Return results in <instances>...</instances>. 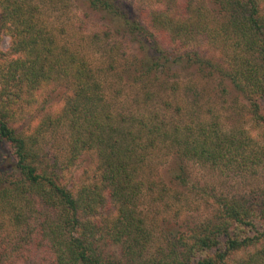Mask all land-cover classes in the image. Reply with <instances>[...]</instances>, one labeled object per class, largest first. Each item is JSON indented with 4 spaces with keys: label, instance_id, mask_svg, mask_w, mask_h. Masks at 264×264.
<instances>
[{
    "label": "trees",
    "instance_id": "obj_1",
    "mask_svg": "<svg viewBox=\"0 0 264 264\" xmlns=\"http://www.w3.org/2000/svg\"><path fill=\"white\" fill-rule=\"evenodd\" d=\"M84 1L110 16L106 37L131 39L150 51L152 56L131 61L136 80L158 82L170 72L171 47L178 40L185 47L198 41L202 45L187 52L188 62L201 75L232 84L249 100L253 120L264 126V0L183 5L156 0L163 7L141 18L118 0ZM38 10L30 0H0V44L3 34L11 38L9 51H0V142L10 149L12 167L0 171V246L13 236L20 254L22 247L30 252L45 247L49 264H264V195L257 194L223 199L213 219L174 235L166 248L141 260L152 235L137 214L143 185L137 176L154 149L178 155L172 181H183L192 161L217 168L240 162L243 167L261 163L262 157L245 130L227 131L215 118L194 126L176 124L167 115L169 102L164 117L148 109L155 97L149 86L144 102H137L146 113L116 119L89 57L59 44L40 22ZM204 45L222 55L209 57ZM51 84H70L71 91L63 97L61 112L47 115L38 130L67 128L73 155L95 152L101 171L100 184L76 193L63 182L57 164L46 163L37 138L20 129L22 115L46 110L41 94ZM106 206H114V218L98 217ZM112 247L114 253H106ZM15 250H1L0 264H15ZM250 250L240 262L232 259Z\"/></svg>",
    "mask_w": 264,
    "mask_h": 264
},
{
    "label": "rangeland",
    "instance_id": "obj_2",
    "mask_svg": "<svg viewBox=\"0 0 264 264\" xmlns=\"http://www.w3.org/2000/svg\"><path fill=\"white\" fill-rule=\"evenodd\" d=\"M30 1L39 9L40 22L53 31L59 44H68L74 51L89 57L98 77H101L109 107L116 119L119 114L146 113V107L138 105L137 102H144L145 89L149 86L155 97L149 102L148 109H154L164 117V103L169 102L172 107L167 115L169 121L173 120L176 124L194 126L199 120L215 118L221 121L227 131L245 130L253 140L252 147L262 157L261 163L249 164L250 166L244 164L243 167L239 165L240 162H236L235 166L217 168L192 161L186 166L184 180L172 181V174L174 177L177 174L174 168L179 162L178 155L166 148L154 149L137 176L138 183L143 184L135 202L137 214L146 221V227L152 235L141 260H148L162 248H166L167 240L174 235L187 232L213 219L223 199L264 195V126L253 120L249 100L232 84L223 83L219 76L205 77L188 62L187 52L196 51L202 44L192 41L185 47L183 40H178L170 50V72L162 74L158 82L143 83L136 80L131 61L135 57L151 55L150 51L142 49V44L131 39L121 36L106 37L105 25L109 24L110 16L105 12L94 10L84 0ZM118 1L132 15L140 18L163 7L156 0ZM188 1L191 0H180L182 5ZM198 1L194 0V3ZM1 39L0 51H9L11 38L3 34ZM203 51L209 57L215 55L216 60L222 55L220 50L208 45L203 46ZM170 85H177V90L172 89ZM69 91L70 84H51L41 94L42 100L47 104L46 110H34L22 115L20 129L25 131L26 135L37 138L46 163H56L58 172L64 178L63 182L76 193L83 187L100 184L101 171L96 153L88 152L75 157L71 152V139L67 128H59L56 131L46 128L42 132L37 128L44 123L47 115L55 116L61 112L64 106L63 97ZM10 155L8 146L0 142L1 172L11 171ZM99 213V218L116 216L114 206L101 207ZM12 240L13 236L9 238L8 244H1L0 251L6 247H9V250L19 248L17 244L11 243ZM21 249V254L15 250V264H49L45 247L33 248L32 252L28 248ZM115 249L112 247L105 250L106 253L112 254ZM251 251L240 252L232 259L240 262L251 254Z\"/></svg>",
    "mask_w": 264,
    "mask_h": 264
}]
</instances>
